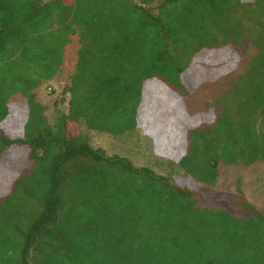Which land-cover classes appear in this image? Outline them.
<instances>
[{"label": "trees", "instance_id": "1", "mask_svg": "<svg viewBox=\"0 0 264 264\" xmlns=\"http://www.w3.org/2000/svg\"><path fill=\"white\" fill-rule=\"evenodd\" d=\"M74 37L51 123L36 94ZM82 126L142 130L184 175L109 155ZM259 162L264 0H0V264H264V210L243 196V217L202 208L196 188L215 186L220 165Z\"/></svg>", "mask_w": 264, "mask_h": 264}, {"label": "rangeland", "instance_id": "2", "mask_svg": "<svg viewBox=\"0 0 264 264\" xmlns=\"http://www.w3.org/2000/svg\"><path fill=\"white\" fill-rule=\"evenodd\" d=\"M79 43L76 37L66 49L64 66L58 78L50 85L37 91V100L46 107V115L51 123L55 122V102L62 93L64 84L76 70ZM253 51L250 50V54ZM247 60L240 67L214 83H207L186 99V112L198 114L208 104L217 98L243 71ZM156 113V111H155ZM82 131L87 133L95 147L105 149L109 155H121L130 158L136 166L149 167L160 175L183 177V171L170 158L155 150L154 141L148 138L142 130H137L122 136H111L90 132L85 126ZM7 173L0 169V177ZM204 200L202 208L223 209L235 217L245 216L238 202L243 196L255 208L264 210V162H259L250 168L240 166L219 167V179L215 186L197 187Z\"/></svg>", "mask_w": 264, "mask_h": 264}]
</instances>
